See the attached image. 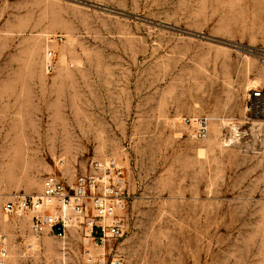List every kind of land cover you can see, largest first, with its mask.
Instances as JSON below:
<instances>
[{"label":"rangeland","instance_id":"obj_1","mask_svg":"<svg viewBox=\"0 0 264 264\" xmlns=\"http://www.w3.org/2000/svg\"><path fill=\"white\" fill-rule=\"evenodd\" d=\"M254 88L264 89V0H0L5 264H88L83 231L33 236L1 205L107 157L131 196L126 264H264ZM200 115L205 139L180 122Z\"/></svg>","mask_w":264,"mask_h":264},{"label":"built area","instance_id":"obj_2","mask_svg":"<svg viewBox=\"0 0 264 264\" xmlns=\"http://www.w3.org/2000/svg\"><path fill=\"white\" fill-rule=\"evenodd\" d=\"M53 55L47 48L46 71L53 68ZM246 109L250 116L264 120L263 88L249 91ZM180 122L193 138L207 137V116L182 117ZM127 188L125 170L115 158L92 159L71 183L46 174L38 194H14L1 205V212L6 217H25L33 236L51 233L63 239L72 228L83 231L95 247H84L82 256L88 264H126L119 247L125 234L123 213L131 199ZM8 244L7 235L0 233V264L6 262Z\"/></svg>","mask_w":264,"mask_h":264}]
</instances>
